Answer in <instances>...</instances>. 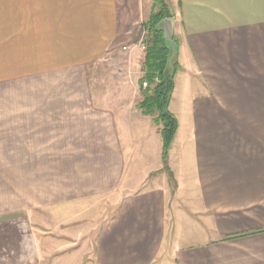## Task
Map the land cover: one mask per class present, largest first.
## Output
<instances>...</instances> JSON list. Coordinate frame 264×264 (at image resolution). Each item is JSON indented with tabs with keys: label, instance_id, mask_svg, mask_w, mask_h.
Returning a JSON list of instances; mask_svg holds the SVG:
<instances>
[{
	"label": "crops",
	"instance_id": "obj_1",
	"mask_svg": "<svg viewBox=\"0 0 264 264\" xmlns=\"http://www.w3.org/2000/svg\"><path fill=\"white\" fill-rule=\"evenodd\" d=\"M164 1L177 67L166 162L160 125L137 107L145 52L116 62L154 1L27 0L28 29L65 49L1 79L15 94L0 111V168L39 184L40 201L124 192L92 264H264V0Z\"/></svg>",
	"mask_w": 264,
	"mask_h": 264
},
{
	"label": "rangeland",
	"instance_id": "obj_2",
	"mask_svg": "<svg viewBox=\"0 0 264 264\" xmlns=\"http://www.w3.org/2000/svg\"><path fill=\"white\" fill-rule=\"evenodd\" d=\"M27 9V0L0 3V111L10 110L12 100L8 97L15 94L11 80L1 79L21 72L26 74L23 69L28 66L29 58L33 60L32 66H39L43 59L40 51L52 54L45 56L50 60L54 59V53L65 49L59 47L61 39L45 41L41 39L43 36L28 29ZM143 38L145 34L138 41L123 46L116 62L127 64L137 50L144 52L140 46ZM43 43L49 45L45 50L41 48ZM137 58L142 59L139 55ZM116 74L117 79L126 75L120 71ZM23 78L29 80L28 76ZM144 136L138 141L142 147V143L149 148L156 144L153 136ZM140 156L135 153L134 160L139 161ZM10 171L0 168V229L13 230V233L3 232L9 235L0 249V264H92L98 231L116 209L124 192L117 193L116 200L110 194L100 199L59 202L44 199L45 193L39 184H12ZM30 189L32 194H29ZM33 194L36 198L29 200L27 197ZM40 196H43L41 201L37 199Z\"/></svg>",
	"mask_w": 264,
	"mask_h": 264
},
{
	"label": "trees",
	"instance_id": "obj_3",
	"mask_svg": "<svg viewBox=\"0 0 264 264\" xmlns=\"http://www.w3.org/2000/svg\"><path fill=\"white\" fill-rule=\"evenodd\" d=\"M154 5L147 23L144 42V76L147 87L143 88L142 99L137 107L142 113L153 116V121L160 125L162 159L166 162L167 151L177 128V121L167 108L173 89V75L176 62L171 56V49L165 42L161 20L168 17V8L164 0H153ZM156 80V81H155Z\"/></svg>",
	"mask_w": 264,
	"mask_h": 264
},
{
	"label": "water",
	"instance_id": "obj_4",
	"mask_svg": "<svg viewBox=\"0 0 264 264\" xmlns=\"http://www.w3.org/2000/svg\"><path fill=\"white\" fill-rule=\"evenodd\" d=\"M168 22L170 24H168ZM171 22L172 21L170 19H163V20H161L160 23L162 25L163 36H164L165 42L170 47V49H171V56L173 57V55L175 53V45H174V42H173L172 36H171Z\"/></svg>",
	"mask_w": 264,
	"mask_h": 264
},
{
	"label": "built area",
	"instance_id": "obj_5",
	"mask_svg": "<svg viewBox=\"0 0 264 264\" xmlns=\"http://www.w3.org/2000/svg\"><path fill=\"white\" fill-rule=\"evenodd\" d=\"M140 46H141L142 49L145 50L146 44H145V42H144V38H143V42L140 43ZM123 48H124V47H123ZM155 81H156V80H155ZM147 84H148L147 81H143V82H142V86H143V88L147 87Z\"/></svg>",
	"mask_w": 264,
	"mask_h": 264
}]
</instances>
